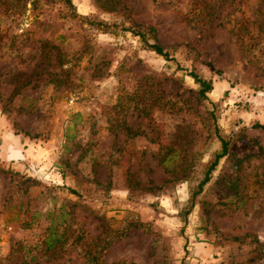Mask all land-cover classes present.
<instances>
[{
  "label": "rangeland",
  "instance_id": "1",
  "mask_svg": "<svg viewBox=\"0 0 264 264\" xmlns=\"http://www.w3.org/2000/svg\"><path fill=\"white\" fill-rule=\"evenodd\" d=\"M256 123L264 0H0V264H264Z\"/></svg>",
  "mask_w": 264,
  "mask_h": 264
},
{
  "label": "trees",
  "instance_id": "2",
  "mask_svg": "<svg viewBox=\"0 0 264 264\" xmlns=\"http://www.w3.org/2000/svg\"><path fill=\"white\" fill-rule=\"evenodd\" d=\"M130 30L133 31L136 35H140L142 37L144 36V32H141L139 30H135L133 28H130ZM148 30L155 31V28L150 26L148 28ZM148 46L150 49L155 51L157 54H160L162 56H165L166 58H169L168 52L165 51L162 44H160L157 40H155V42H153V43H148ZM189 74L195 80V82H197L199 84V90H198L199 94L202 97H205V94L212 89L211 81L202 79L197 74H195L193 72H191ZM256 126L264 128V126L260 125L259 123H256ZM219 139L221 142L220 149L217 152H215L212 161L209 163L208 169L205 173V176L199 184V190H201L203 184H205L209 180L210 172L215 168L219 159L222 158L223 156H225L228 152V141L226 139H224L223 137H220ZM133 225H136V223H134Z\"/></svg>",
  "mask_w": 264,
  "mask_h": 264
}]
</instances>
